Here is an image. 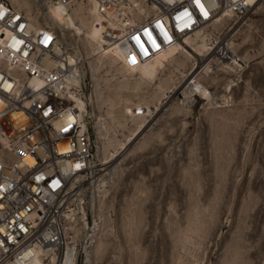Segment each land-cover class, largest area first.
I'll return each instance as SVG.
<instances>
[{"label":"rangeland","instance_id":"374dc122","mask_svg":"<svg viewBox=\"0 0 264 264\" xmlns=\"http://www.w3.org/2000/svg\"><path fill=\"white\" fill-rule=\"evenodd\" d=\"M7 1L53 26L90 84L89 130L109 172L86 193L91 240L69 224L77 264H264V0L185 36L187 51L176 44L137 63L117 47L95 50L39 0ZM89 8L59 13L86 27ZM206 38L237 60L205 55Z\"/></svg>","mask_w":264,"mask_h":264},{"label":"built area","instance_id":"2783aa9c","mask_svg":"<svg viewBox=\"0 0 264 264\" xmlns=\"http://www.w3.org/2000/svg\"><path fill=\"white\" fill-rule=\"evenodd\" d=\"M39 1L93 6L103 45L121 49L134 63L179 44L210 18H241L252 10L250 0ZM204 43L205 55L227 61L220 40ZM85 73L83 60L63 47L53 26L0 0V264L35 257L64 264L68 216L77 217L82 204L76 222L91 240L93 208L86 193L107 162L96 160V137L79 109V100L88 109ZM77 260L75 252L69 263Z\"/></svg>","mask_w":264,"mask_h":264},{"label":"bare ground","instance_id":"6f19581e","mask_svg":"<svg viewBox=\"0 0 264 264\" xmlns=\"http://www.w3.org/2000/svg\"><path fill=\"white\" fill-rule=\"evenodd\" d=\"M258 1L259 0H250V2L252 4V8L258 3ZM50 7H51V13H52L54 19L56 20V18H59L61 20L62 24L65 25V28H68V25H70L71 27H74L76 29V32L84 34V37L88 40L89 43H92V44L96 45L95 46V50L96 49H103V47H102V46H104L103 45V38H102V35H101V30L98 27V21H99L100 18L95 13V9H94L93 6H89L90 7L89 8V12L92 15L91 17H93V19L90 21L89 25L86 26V27H83L81 25L76 26V24L74 23L73 18H71L72 19V23H69L70 21L68 19H65V17H63V15H61L59 13L62 10L61 8L67 7L66 5L52 4L48 8H50ZM203 14L205 15V17L208 16V14L205 13V12H203ZM225 16H230V15L229 14H226V13L225 14H219L218 16H215L213 18H210L208 20V23L211 24L213 22H218V21L222 20ZM199 29L200 28H198L195 32H197ZM186 41H187V43L184 42V41H180V43L177 44L178 46H180L181 48H183L184 51H187L185 47L188 46V43H190L188 37H186ZM200 47L201 48H204L205 47V44L204 43L203 44L201 43L200 44ZM219 49L221 51H225L227 53V55H228L227 61L234 62V61L237 60L235 58V54L232 52V50H230V48L228 47L227 44L226 45L225 44L224 45H222V44L219 45ZM78 102H79V109L81 110V112H83V111L87 112V109L84 107L85 106L84 100H79ZM133 109H136V108H133ZM100 152H102V151L100 150ZM108 172L109 171L104 172V174L101 177L105 176ZM102 180H104V179H102ZM104 181H102V184L104 183ZM78 208L79 209L77 210V213L79 215V213H80L79 210H81L82 208H80V207H78ZM73 214H74V212H73ZM68 217L69 218H68V222H67V225H66V231H65V235L66 236L69 233V231H68L69 228H70V225L69 224H71L72 222H75L76 223V219L79 218L78 216H77L78 218L76 216H74L73 218H71L70 216H68ZM91 238H92V235H91ZM94 241H95V238H93L92 242H94ZM71 243L72 242H70V243L67 242L66 243V246L64 248V264H70L69 263L70 258L76 252L74 245H72ZM89 252H90V250L86 251V256L89 255ZM47 261L52 262L53 264H55L53 257L50 260H47ZM47 261L46 260H42L39 257H35L34 259L28 261L27 263H24V262H21V261H17V262L12 261L9 264H45V262H47ZM47 264H49V263H47Z\"/></svg>","mask_w":264,"mask_h":264}]
</instances>
